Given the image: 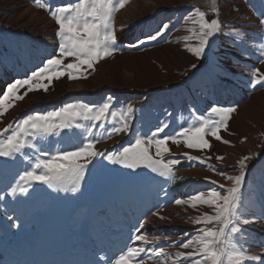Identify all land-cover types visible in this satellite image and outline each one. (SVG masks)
I'll return each instance as SVG.
<instances>
[{
    "label": "rangeland",
    "instance_id": "obj_1",
    "mask_svg": "<svg viewBox=\"0 0 264 264\" xmlns=\"http://www.w3.org/2000/svg\"><path fill=\"white\" fill-rule=\"evenodd\" d=\"M40 2L54 10L77 0ZM212 7V0H126L113 16L117 45L112 55L93 68L83 65L79 72L65 70L74 62L67 57L55 69L64 72L59 78L50 83L46 77L33 80V90L24 85L9 94L13 83L31 78L58 55L61 40L50 11L35 0H0V99L4 100L0 130L8 125L15 129L29 116L67 105H111L103 128L99 122L81 119L76 121L80 128L29 138L34 148L0 156V264H115L130 248L145 249L140 256L143 264H174L176 252L191 251L180 245L196 237L203 226L192 220L214 214L207 204L197 202L194 209L175 201L207 195L212 189L226 194L232 187L227 177L240 174L244 157L249 159L244 161L242 219L264 214V86L251 85L256 69L264 74V0H215L217 11ZM196 9L221 25L200 58L188 50L199 43V24L190 19ZM158 32L155 40L148 39ZM69 71L77 79H69ZM52 72L49 67L47 74ZM129 105L134 109L129 131L109 135L121 125L120 115ZM213 107L235 108L218 133L230 143L207 135L211 147L197 149L186 147L183 138L176 144L169 140L170 151L163 159L179 161L171 176L144 166L129 169L107 159L138 138L153 137L164 125V132L155 138L176 136L203 120H218L211 113ZM94 138L99 141L95 150L103 155L88 164L76 192L39 182L28 187L20 180L41 153L50 159ZM150 152L155 157L154 146ZM18 186L28 187V192L13 195L12 188ZM138 234L146 240H135ZM231 246L264 259V220L242 225ZM160 249L169 254L166 261L158 255ZM179 264L190 262L181 259Z\"/></svg>",
    "mask_w": 264,
    "mask_h": 264
},
{
    "label": "snow or ice",
    "instance_id": "obj_2",
    "mask_svg": "<svg viewBox=\"0 0 264 264\" xmlns=\"http://www.w3.org/2000/svg\"><path fill=\"white\" fill-rule=\"evenodd\" d=\"M38 7L48 9L50 15L55 19L59 26L57 35L60 37L59 53L57 56L47 60L46 67L41 68L39 72H33L32 77L25 80H18L13 83L8 93L12 94L18 86H28V90H33V80L47 78L49 83L52 79L59 78L64 74L63 71L57 72L64 59L73 57L74 62L64 66L65 70H75L79 72L83 65L88 68H93L94 64L106 56L112 55L117 45V36L113 26V16L116 11L125 6L126 0H77L74 4H67L52 10L46 3H41L40 0H35ZM212 10L215 0H212ZM192 23L199 24V35L196 37L199 43L198 46L190 47L188 50L198 58L205 53L206 47L209 45V39L220 30V22L217 19H206L205 11L200 9L195 10V17L190 18ZM264 24V20H261ZM169 26L165 24L163 30H167ZM190 31H195L190 29ZM148 37L155 40L158 35ZM142 43V41H141ZM264 63V60L261 61ZM49 67L53 69L52 74L48 75ZM69 79H77L71 71L68 72ZM251 85L264 86V74L259 73L256 69L253 73ZM40 88L47 91V87L40 85ZM26 94V93H25ZM7 98V97H6ZM16 99H23V96H16ZM111 105L104 103L102 106L96 107L91 105H67L59 110L48 113H37L22 120L15 129L12 125L0 130V156L9 157L15 153L22 152L25 148H34L35 145L30 142V139L37 137L58 134L64 129L82 127L76 123L78 120L92 121L94 125L99 122L101 128L104 127V121L107 120ZM134 111L129 105L125 113H121V125L113 127L109 135L112 133L119 134L129 131L128 119ZM235 111V108H220L213 107L211 113L218 120H203L198 126H190L182 128L176 136L165 135L162 138L158 137L163 133L167 125L159 127L153 137L142 139L138 138L135 144L125 148L123 152L117 156L109 155L107 159L112 163H119L129 169H136L144 166L150 168L153 172H158L161 176H171L173 174V166L179 163L178 160L163 159V154L169 152L167 147L168 141L178 143L180 138L188 148L207 149L211 147L210 142L206 139L207 135H212L216 140H222L218 134L221 127L226 128L230 114ZM4 114V100L0 99V116ZM112 117H116V113H111ZM86 131L91 135V128ZM10 133V134H8ZM7 134V135H6ZM99 141L97 139H89L87 144L82 145L74 151H65L56 157L43 158L46 154L41 153L35 160L33 169L26 171L20 176V180L28 187L33 182L46 184L51 188L70 190L76 192L79 188L81 179L84 176L85 170L96 156L103 153L95 150V145ZM228 144L229 141H223ZM155 147V157L151 154L150 148ZM156 157H159L157 159ZM81 158L84 162H81ZM189 159L193 157L189 156ZM222 160V157H217ZM249 157H244L239 163L241 171L238 176L227 177L232 182V187L226 189V194H221L215 189L210 190L207 195L198 193L188 200L177 199V205L190 204L192 208L197 207V202L207 204L213 209L214 214L205 213L192 220L193 224L203 225L199 229V234L193 239H189L182 243L180 247L183 249H191L187 252H176L174 264H179L181 259L187 260L190 264H246L247 261H260L264 264V259L260 256H247L243 250H236L231 246V240L234 234L242 232V225L248 223H256L259 220H264V214L260 217H253L251 220L244 218L240 211L241 207V187L245 179L244 169L246 164L244 161ZM213 183H216L213 181ZM69 185L71 187L69 188ZM28 187L18 186L12 188L13 195L17 191L27 193ZM220 187H224L221 185ZM157 215V213H154ZM160 219H166L161 216ZM211 225V227L209 226ZM139 231V230H138ZM137 241H145L146 236L138 234L135 237ZM145 252L144 248H130L126 252H122L115 260V264H143L140 259L141 253ZM159 256L168 259V253L164 249H160ZM164 264V262H161Z\"/></svg>",
    "mask_w": 264,
    "mask_h": 264
},
{
    "label": "bare ground",
    "instance_id": "obj_3",
    "mask_svg": "<svg viewBox=\"0 0 264 264\" xmlns=\"http://www.w3.org/2000/svg\"><path fill=\"white\" fill-rule=\"evenodd\" d=\"M246 178V177H245ZM247 181V180H246Z\"/></svg>",
    "mask_w": 264,
    "mask_h": 264
}]
</instances>
